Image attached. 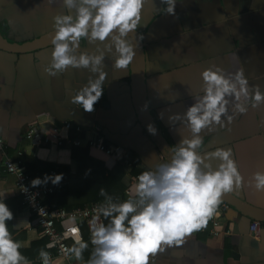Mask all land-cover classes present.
I'll return each instance as SVG.
<instances>
[{"label": "crops", "instance_id": "crops-1", "mask_svg": "<svg viewBox=\"0 0 264 264\" xmlns=\"http://www.w3.org/2000/svg\"><path fill=\"white\" fill-rule=\"evenodd\" d=\"M63 14L75 16V10L67 9L63 0H0V33L14 44L52 36V18ZM136 31L144 45L150 112L172 148L182 138H192L181 120L169 121V116L179 114L183 119L187 108L203 95V70L215 65L225 74H234L243 68L250 95L257 85L264 93V0H176L174 14L166 12L162 0H145ZM97 47L103 50L104 44L82 38L77 51L96 54ZM52 50L53 45L28 52L0 49V139L7 156L15 158L24 150L22 160L35 158L53 163L62 173L68 167L71 182L67 186V202H88L87 188L84 194V186L75 180L80 173L70 151L49 145L47 149L40 148L42 145L35 147L25 135L33 126L49 133L65 122L88 132L97 130L116 149V154L107 157L88 148L90 159L111 170L129 154L135 164L123 167V196L129 191L136 198L140 174L134 175L133 170L154 171L157 164L166 162L136 120L128 90L130 65L126 70H117L113 67L114 47L111 53H105L101 66L107 73L103 95L95 104L96 111L85 112L70 98L97 74L88 68L68 67L63 73L49 76L44 69L50 64ZM103 102H107L106 108L101 107ZM246 106V113L239 114L230 105L227 115L233 117L231 123L222 115L223 127L203 129L198 134L203 142L197 151L203 155L217 148H230L242 176V186L231 194L264 209V191H257L251 184L253 173L264 172V103L253 107L249 99ZM1 160L0 154V201L13 214V219L6 221L8 230L13 240L20 243L19 250L29 264H39V253L48 250L47 243L34 226L17 195L14 179L5 173ZM206 162L213 170L220 163L218 158ZM217 222L216 227L208 222L206 227L186 236L180 246H162L164 250L150 256L149 264H264V225L260 224L258 235L253 237L251 222L230 208L217 217ZM91 247L79 260L72 253L69 260L57 258L51 264H87L95 246Z\"/></svg>", "mask_w": 264, "mask_h": 264}, {"label": "clouds", "instance_id": "clouds-1", "mask_svg": "<svg viewBox=\"0 0 264 264\" xmlns=\"http://www.w3.org/2000/svg\"><path fill=\"white\" fill-rule=\"evenodd\" d=\"M63 2L67 9L75 10V16L63 14L52 18L53 50L50 64L44 71L55 76L72 67L88 68L97 74L75 90L70 98L73 105L81 106L85 112H93L104 92L102 85L107 73L101 66L105 53H111L114 47L113 67L117 70L128 69L133 60L135 52L127 37L138 28L145 0ZM162 3L168 14L175 13L176 0H162ZM82 38L89 43H103V50L97 47L96 54L78 52ZM200 75L203 95L187 108L183 119L179 114L169 116V121L181 120L192 138H182L170 149L169 162L159 163L154 171H145L139 176L136 199L113 203L111 197H106L107 204L99 211L110 222L105 225L98 217L92 220L91 243L95 248L87 264H149L150 256L164 250L162 246H180L186 236L206 227L222 202V195L242 186V176L232 158V150L217 148L201 155L197 150L203 141L198 134L206 128L212 131L215 125L223 127L222 115L231 123L233 117L227 115L230 105L234 113L244 114L249 99L253 101V107L264 103V93L257 85L250 95L243 68L234 74H225L223 69L213 65ZM147 130L153 135L156 133L151 124ZM209 158L219 159L215 170L206 162ZM49 180L58 184L62 174L45 176L44 180L36 178L31 184L35 187ZM251 184L257 191H264V172L253 173ZM101 195H106L103 189ZM12 219V212L0 201V264H29L19 250L20 243L13 240L8 230L6 221ZM72 232L76 234L77 246L70 251L79 260L88 244L79 236V228H73ZM39 255L43 264H49L48 252L41 250Z\"/></svg>", "mask_w": 264, "mask_h": 264}, {"label": "built area", "instance_id": "built-area-1", "mask_svg": "<svg viewBox=\"0 0 264 264\" xmlns=\"http://www.w3.org/2000/svg\"><path fill=\"white\" fill-rule=\"evenodd\" d=\"M71 132L76 134V137L67 138L69 144L77 147H87L104 154L107 157H114L116 149L104 142L98 137L97 130L92 132L87 131L86 137H80L83 132L82 127L74 125L71 122H65L62 127H55L50 133L33 126L30 127L25 135V138L31 145L39 147L47 143L53 148H61L64 145L65 136L63 133ZM69 137V136H68ZM26 152L20 151L17 156L11 158L5 152V144L0 139V154L2 155L1 164L6 174L14 179L17 195L28 209L34 226L39 230L42 238L47 240L50 261L61 258L69 260L72 257L70 245H75L76 234L72 232L73 228H79V236L84 241V230H87L91 236L90 225L94 218H99V222L104 223V216L99 209L107 204V200L91 203L84 207H79L67 211L65 209H50L46 200L53 193V189L47 185L33 187L31 184V176L26 172L23 166L22 157ZM51 175H58L56 171H51ZM136 199L129 195V191H125V196L120 199L112 200L113 203H122L128 199ZM229 206L225 203H220L216 212L208 220L213 226H218L217 217L226 212ZM250 234L256 237L259 233L260 223L255 221L250 224ZM194 231L193 233H196ZM212 234H215L212 231ZM39 264H43L40 257Z\"/></svg>", "mask_w": 264, "mask_h": 264}, {"label": "trees", "instance_id": "trees-1", "mask_svg": "<svg viewBox=\"0 0 264 264\" xmlns=\"http://www.w3.org/2000/svg\"><path fill=\"white\" fill-rule=\"evenodd\" d=\"M82 130L83 132L80 134V137H86L87 129L82 128ZM97 134L98 137L102 138L104 142L107 143L100 131L97 132ZM63 135L65 136V142L60 149H68L70 151L71 159L77 160L78 171L80 175L79 178L75 180H78L79 183L84 186L82 188V192H84V194H87V192L89 193L88 202L86 201L84 203L78 204H70L67 202V186L68 182H71L69 179L70 177L68 167L62 173L61 171H59L60 169L58 171L56 170V165L53 163L40 162L35 158L24 159L23 166L26 172L30 174L31 180H34L36 178L44 180L45 176H51V171H56L57 174H62V180L58 184L54 185L51 180H49L47 183H42L41 185L35 186L39 187L42 185H47L53 189V193L47 197V206L50 209L62 208L67 211H70L73 209V207H84L94 202L107 200L106 197H111L112 200L122 198L124 192V187L122 184V179L124 176L123 167L128 163L135 164V162L131 160L130 155H125L120 161H118L113 166L111 170H107L106 168H104L103 165H98V161L90 159L89 150L87 147L82 148L67 143L66 139L70 138L71 140L72 138L76 137V134L71 132H64ZM47 146L48 144L44 143L40 148L44 147V149H47ZM132 173L134 175L142 174V172L138 170H133ZM101 189H103L106 195H101ZM109 222L110 220L104 217V224L107 225ZM43 239L47 243V240L45 238ZM84 242L88 244V247L82 252V255H84L85 257V252L87 251V249H89L91 246H94L91 243V237L89 233H87V230H84Z\"/></svg>", "mask_w": 264, "mask_h": 264}, {"label": "water", "instance_id": "water-1", "mask_svg": "<svg viewBox=\"0 0 264 264\" xmlns=\"http://www.w3.org/2000/svg\"><path fill=\"white\" fill-rule=\"evenodd\" d=\"M52 36L46 35L28 43L14 44L9 42L0 33V49L6 51L12 50L15 52H28L32 50H37L52 45ZM139 37L141 36L137 31L130 32L127 37L132 43L133 50L135 52L133 60L130 64L128 84V90L131 95L132 107L139 126L142 128L143 132H145L148 139L151 141L154 149H156V151L160 154V156L165 162H169L172 155V152L170 151L172 147L168 143L166 135L159 129L155 118L150 112L148 104L145 84L144 45L142 43V40L139 39ZM145 104H147V108H144ZM101 107L106 108L107 102H103L101 104ZM79 108L83 109L81 106H79ZM96 110L97 106L94 105V111ZM149 124H151L156 129L155 135L149 133V131L147 130V126ZM221 201V203H225L226 205H228L230 209H233L240 215L247 218L251 223L257 221L261 225H264V209L256 208L231 193L223 194L221 197Z\"/></svg>", "mask_w": 264, "mask_h": 264}]
</instances>
